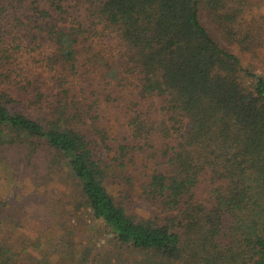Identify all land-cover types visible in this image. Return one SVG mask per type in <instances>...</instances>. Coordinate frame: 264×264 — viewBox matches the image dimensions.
Segmentation results:
<instances>
[{"label":"trees","instance_id":"trees-1","mask_svg":"<svg viewBox=\"0 0 264 264\" xmlns=\"http://www.w3.org/2000/svg\"><path fill=\"white\" fill-rule=\"evenodd\" d=\"M201 3L0 0V167L63 171L133 264H264V76ZM203 3L229 44L264 45L263 18L243 25L252 0ZM26 242L0 233V264H112L69 234L57 255Z\"/></svg>","mask_w":264,"mask_h":264},{"label":"rangeland","instance_id":"rangeland-1","mask_svg":"<svg viewBox=\"0 0 264 264\" xmlns=\"http://www.w3.org/2000/svg\"><path fill=\"white\" fill-rule=\"evenodd\" d=\"M201 2L202 26L221 46L236 54L243 67L250 66L264 76V45L253 51L242 52L238 46L229 44L217 31L203 0ZM252 2L254 6L245 12L243 25H247L251 19L264 20V0ZM100 75H95L97 80H101ZM111 126L113 135L115 126ZM20 162L18 157L10 154L7 165L0 167V233L23 236L27 241L25 246L29 253H37L33 243H39L42 251L57 255L60 248L59 239L69 234L74 240L75 248H80V241L81 245L86 243L93 246L92 256L97 258L98 262H101L100 258L104 256L111 257L112 264H133L138 259L135 253L113 246L109 230L101 222L92 219L89 210L78 200L75 187L63 171L48 169L39 165L37 160L26 165ZM109 191L113 196H117L120 188L114 185ZM200 193L204 200L209 191L200 186ZM133 202L132 212L138 218L148 219L152 216L153 209L147 203L139 200L137 196L133 197ZM116 258L118 262L115 261Z\"/></svg>","mask_w":264,"mask_h":264}]
</instances>
